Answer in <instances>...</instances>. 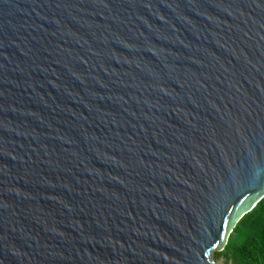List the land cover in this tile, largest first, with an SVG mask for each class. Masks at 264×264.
<instances>
[{"label":"water","instance_id":"obj_1","mask_svg":"<svg viewBox=\"0 0 264 264\" xmlns=\"http://www.w3.org/2000/svg\"><path fill=\"white\" fill-rule=\"evenodd\" d=\"M264 198V0H0V264H217Z\"/></svg>","mask_w":264,"mask_h":264},{"label":"trees","instance_id":"obj_2","mask_svg":"<svg viewBox=\"0 0 264 264\" xmlns=\"http://www.w3.org/2000/svg\"><path fill=\"white\" fill-rule=\"evenodd\" d=\"M213 257L224 264H264V198L237 224L224 251Z\"/></svg>","mask_w":264,"mask_h":264},{"label":"rangeland","instance_id":"obj_3","mask_svg":"<svg viewBox=\"0 0 264 264\" xmlns=\"http://www.w3.org/2000/svg\"><path fill=\"white\" fill-rule=\"evenodd\" d=\"M214 254L215 253H213V255H212L213 260H215V258L213 257ZM215 262H217V264H224L223 260H218V261L215 260Z\"/></svg>","mask_w":264,"mask_h":264}]
</instances>
